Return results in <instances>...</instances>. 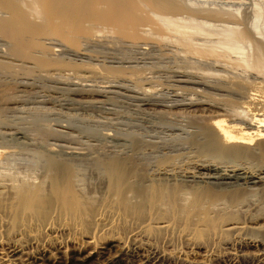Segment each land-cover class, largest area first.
Returning a JSON list of instances; mask_svg holds the SVG:
<instances>
[{"label": "bare ground", "instance_id": "1", "mask_svg": "<svg viewBox=\"0 0 264 264\" xmlns=\"http://www.w3.org/2000/svg\"><path fill=\"white\" fill-rule=\"evenodd\" d=\"M255 10L253 19H250L252 21L246 25L240 18L239 12L223 8L210 9L203 5L188 4L185 0H0V39L5 41L3 49L1 48L0 51V67L5 71L11 70L10 74L14 75L10 81L0 80V84H3L2 87L5 86L4 91L7 85L16 87L18 92L19 89H26L30 86V83L16 77L18 71H24L27 80L30 78L28 76L35 71H37L36 77H40V79L43 76L64 78V70L67 68L77 70L80 67L92 66L86 62L80 64H75L76 62L73 63L72 60V63L66 62L60 54L64 52L79 60H85L88 59L85 53L86 48L96 42L114 45L121 43L125 44V47L139 49L145 47L147 42L161 46L163 44L177 46L185 56L189 57L184 58L178 67L175 65L176 68L170 70L171 76L168 77V82H171V87L173 86L172 92L168 86L169 90L162 85L165 88L163 90L152 88L151 84L157 78L149 76L152 74L149 67H123L122 63L118 62L117 64L120 65L118 67L98 66L105 71L107 76L124 78V80L131 79L132 84L138 90L137 92L124 88L126 84L122 87H111L112 85L109 84V87L100 89L97 85L85 83L89 81V78L82 76L84 78L74 83L75 85L73 84L76 89L72 94L78 92L93 94L94 92L96 97H101L108 93L106 88L119 89L124 93H130L132 95L129 96L130 99L139 103L138 106H153L159 109L152 108L154 112L157 111L156 116H161L162 120L165 114H170L177 109L184 110L185 114L187 112H192L191 115L194 112L195 116L199 114L196 118H200V121L192 124L189 131L187 129L182 132V129L179 128L180 135L178 133L175 136L171 134L174 137L171 136L172 142H175L171 146L173 148L174 144L176 147L178 145L176 142L183 143L187 145L186 147L194 148L201 158L199 163L192 161L194 165L191 163L193 165L191 171L185 169L184 172H180L182 170L180 169L179 172H175L170 170L171 167L166 169L167 165L171 166L169 164L171 159L160 154L163 158L156 161L159 163V168L161 166V171H156L157 173L153 177L150 176V173L148 177H143L145 173L142 168L143 164L136 159L137 157L134 158L135 154L131 155L137 146H141L142 142V138H136L139 136L135 133L136 137L133 138L132 145L130 144L134 150L132 152L130 147L128 151L123 150L120 153L109 152L110 154H108L106 150L109 148L105 151L99 148L102 152H96V154L93 151L95 149L86 153L79 146V150L74 146V148L68 147L67 150L61 151L60 149L58 151L59 146H56L59 148L55 150L52 146L50 147L53 143H48L56 132L46 133L36 128L32 135L24 129L18 128L17 125L9 124L5 111L13 113L18 110L20 100L17 99V102L11 97L12 101L5 103L4 107L0 106V264H17L18 262L59 264L48 254L49 251L45 252L46 248H44V252L28 254L24 251L25 244H20L18 240H15V243L10 242L7 236L12 230L17 229V232H14L18 238H21L25 233L24 228L31 221L49 222L52 219L53 210L59 206L62 209L81 208L80 192L74 185V181L78 177L74 171V164L79 161L90 160L91 162H88L101 170L100 179L103 176L101 181L105 184V189L112 196L113 201L122 207L137 224L138 221L140 223H148V221L156 223V216L165 214V212L177 219L198 215L211 216L209 218L213 222L232 215L231 212L242 215L244 212L242 209L246 208L247 211L251 207L253 208L252 198L256 196L257 192L264 194V9L257 8ZM53 40L59 42L56 46L54 45L58 48L56 50L49 48L51 44L46 43ZM96 67L93 68L96 69ZM72 73L78 75V73ZM67 77L70 76H65V80ZM159 82L157 81V83ZM149 83L151 88H146L145 86H148ZM153 84L155 85V83ZM69 91L71 92V90ZM187 92L191 94L189 95ZM113 93L118 94V92ZM120 94L118 96H121ZM123 97H126V94ZM163 97L169 98L168 101L162 102L160 98ZM99 103L103 104V102ZM171 115L173 114L171 113ZM35 116L38 121L45 117L42 110L41 113L36 111ZM165 122L163 126L166 124ZM128 125L127 127H129ZM167 125L169 127L167 130L178 132L176 126H172L170 121ZM176 125L178 126V124ZM109 126L111 125L109 124ZM183 126L180 124L181 128ZM113 127L115 126L113 125ZM119 131L121 133V129ZM60 135L62 136V134ZM124 135L122 136L126 140L128 137ZM132 135L133 133L129 137L130 139L135 136ZM67 136L69 137V135ZM117 136L119 137L118 133ZM123 137L121 138L123 139ZM130 139L128 140L130 141ZM160 140L163 143V139ZM165 140L169 144V139ZM67 141L71 143V140ZM73 141L77 142L78 140ZM79 141L77 144L81 142ZM89 141L92 142V145L93 141L96 142L95 140ZM144 141L145 139L142 143ZM147 141L152 142V146H155L154 141H149V139ZM54 144L56 143L54 142ZM77 144L75 143V145ZM161 144L159 145L161 146ZM122 145L117 146L121 149ZM172 150L176 157V152L174 149ZM169 153L167 152V154ZM21 155L34 157L35 164H27L22 169L17 167L18 165L15 163L17 157ZM174 160L177 163L176 159ZM36 162L42 163L43 171L39 170L41 175H35L36 173L30 171L36 168ZM154 169H158V167L155 166ZM164 207H167L165 211ZM162 219L160 218V220ZM149 225H144L147 228L140 230L142 231L141 238L163 233L165 230L168 231L171 226L169 222H166V218L152 227ZM215 227L207 226L206 228L214 229ZM252 228L248 227L246 222L228 223L222 227L224 231H231L232 234L244 232L247 229L252 230ZM256 228L261 229L264 235V226ZM134 238L136 237L134 236ZM131 242H133L131 249L129 245L126 251L123 250L116 255L110 254V249L117 244H111L110 247L102 249V251L93 248L88 251L78 250L71 256L69 264H93L98 263L100 259H102L101 262L106 260L107 262H103L106 264H121L122 258L128 255L131 258L139 257L142 262L140 264H173L171 256L161 253L158 249H154L155 247L152 248L151 246L154 245L150 246L149 242L146 244V242L142 243L135 239ZM263 242L257 239H243L237 243V253L230 254L229 252L228 255L237 260L238 258L243 260L250 258L254 264H261L264 258ZM246 247L258 250L256 255H246L243 250ZM147 249H150L151 255L144 253Z\"/></svg>", "mask_w": 264, "mask_h": 264}, {"label": "rangeland", "instance_id": "2", "mask_svg": "<svg viewBox=\"0 0 264 264\" xmlns=\"http://www.w3.org/2000/svg\"><path fill=\"white\" fill-rule=\"evenodd\" d=\"M185 1H187L188 4L193 3V4H196L199 6L203 5V7H208L210 9L211 8L212 9H217V8L222 9L223 8L225 10H229V11H233V12H239L241 15V16L240 15L239 16L244 21L243 22L244 24H246V23L248 24L252 21V20L250 21V19H253L252 16H253V12L256 11L255 9H257V8H263L264 9V0H185ZM217 23H219V22H217ZM217 25H219V24H217ZM46 43L51 44L49 46V48H53V50L58 49L57 47H54V45L56 46L59 42L53 40L51 42L48 41ZM4 44H5V41L0 39V51L3 49ZM115 45L114 44H107V43L106 44L105 43L100 44L97 42L94 44H91L86 48L87 51L85 53L88 56V59H85V60H79L78 58H75L74 56H72L70 54L66 55V53H64V52H62L60 54V56L62 57V59L64 58V60L66 62L72 63L71 60L73 61V63L76 62L75 64H77V63L80 64L81 62L82 63L86 62L87 64L89 63L93 67H96L98 65L99 66L105 65V66L118 67V66H120L117 64L118 62L122 63L121 66H123V67H130V66H131V68L136 67V66H137L136 68H147V67H149L150 71L152 72V74L149 76H152V77L155 76L157 78V80H155L156 82L155 81L153 82V83H155V85L153 83L151 84L152 88L153 89L155 88L156 90H163L168 86L169 88H171L170 89L171 92L173 91L172 90L173 86L171 87V82H168V77L171 76V74H170L171 68L175 69L176 68L175 65H177V67H178L179 66L178 64L184 58L189 57V56H185L184 53H182L177 46H175V45L173 46V44H172V46H171V44L170 45L163 44L161 46V45H157L154 43L149 44L147 42L146 46L145 47L143 46L142 49L130 48L129 46L125 47L126 45L121 44V43L120 44L117 43V45L116 46ZM144 48H146L147 50L146 49L144 50ZM131 49H132V51H131ZM9 61L10 60H8L7 62H9ZM180 64H182V63H180ZM159 65L161 68L159 67ZM171 65H172V67H169ZM92 66L80 67L77 70L67 68L68 70L67 69L64 70V72H65L64 76H63L64 78H59L57 76H53V77L43 76V78L41 77V79H40V77H36L37 71H35L32 75L30 74V76H28L30 78L27 80V77L25 76L24 71H20V72L18 71V73L16 74V77L22 81H26V82L30 83L29 87H31V88L27 87L26 89H21V90H23L22 92H20L21 90L19 89V92H18L16 87L11 86V85H7L6 90L4 91L3 89H5V86L2 87L3 84H0V91H1L0 92V106L1 107H4L5 103L12 101L11 97L13 98V100H15V99L21 100V101L19 100L18 110L14 111L13 113L12 112L10 113L9 111H5V116L7 115L6 116L7 119L6 118L5 119L9 122L10 125L11 124H13L14 126L17 125L18 128L20 127V129H22V130L24 129V131L29 132L32 135H33V131H35L36 128H38L40 131H43L46 133H49V132H51V133L56 132L57 133L58 132L59 134L55 133L57 136L54 134L55 138L51 137L48 141V143H50V142L53 143V144H51V145L49 144V145H50V147L52 146V148H54L55 150H57L60 147L58 151H60V149H61V151H64V150H67L68 147L74 148V146H75V148H77L78 150L81 147L83 152H86V153H87V151H91V150L95 149V150H93V151H95L94 152L95 154H96V152H99V153L102 152L101 150L105 151V149H107V148H109L106 150L108 152V154L117 153V152L120 153L123 150L128 151V149L130 147H131L130 149L132 152L134 150H132L133 148L131 146L132 145L131 143H132L133 138L136 137V135L139 136L136 138H139V139L142 138L141 139L142 142H143V139H145V141H147L148 139H149V141H154L153 144L155 146H152V144H151L152 142L147 141L148 142V144H147V142L145 143V141H144V143H142V142L140 143L142 147L141 146L136 147V149H135L136 153H135V151L132 154L130 153L132 156L135 154L134 158L137 157L136 159L139 162H141V164H143L142 168L144 169V172H145L143 177H148L149 173H150V176L153 177L157 173L156 171H158V172L161 171L160 170L161 166L159 168V165H158L159 163L157 161L158 160L160 161V159L163 158L162 156L170 158L171 162L174 159H176L177 163L174 160L173 163H171V162L169 163V164H171V166H169V165L166 166V167H168L166 169H170V167H171L170 170H173L175 172H179L178 170H180V169H182V170H180V172L181 171L184 172L185 169L187 171L188 170L191 171L194 163H199L201 161V158L195 152L194 148L186 147L187 145H184L183 143H179V142L178 143L176 142V144H178L176 147L173 144V146L176 149L174 147L172 148V146H171L172 143H175V142H172V139L174 138L172 135L175 136V135H177L176 133H178V135H180L181 134L180 129H182L181 130L182 132L187 131V129L189 131L190 126L192 127V124L197 123L198 120L200 121V118L199 119L196 118V116L199 114L195 113V114H197L195 116L194 112H193V115H194L193 116V115H191L192 112L191 113L187 112L185 114L184 110L177 109V110H174L171 112L173 115H171V113L165 114L163 117V120H162V119H160L161 116H159V115H157L159 117L156 116L157 111L154 112V110L152 108H154L156 110H159V109H157L153 106H149V107L138 106L139 103L130 99L129 96H132L130 93H126V92L124 93L123 90L121 91L119 89H117L118 90L117 91L116 89L113 90V89L106 88L108 93L105 95H102L101 97H96L97 95L94 92H93V94L95 96L93 94H90L89 92H82L84 95L81 94V92H78L76 94H72L74 89H76V87L74 86L75 85L74 83L79 82V80L84 78V77L89 78V81L85 82V83L92 84L95 86L97 85V87H100V89L103 87H106V86L109 87L110 85H112L111 87H116V86L122 87L124 84H126L127 86L125 85L124 88L126 87V88H128V90H130V91L132 90V92L138 91L134 87V85L132 84L131 79H127V80L125 79L124 80V78H113V77L107 76L105 74V71L101 68L102 66L101 67L98 66V67H96V69L93 68ZM144 66H146V67H144ZM156 68H157V70H156ZM71 71L78 73V75H75ZM10 73H12L11 70L5 71L3 68L0 67V80L1 81L12 80L14 78V75L10 74ZM66 74L70 77H67L68 79L66 78V80H65V76H67ZM166 74H167V76H165ZM168 74H170V75H168ZM82 76H84V77H82ZM78 77H80V78H78ZM158 77H159V79H158ZM165 77H167V78H165ZM162 78L163 79L165 78V79L163 80ZM129 80L131 83L129 82ZM157 81L158 82L160 81V82L157 83ZM166 81L168 82V84ZM91 82H93V83H91ZM156 83H157V85H156ZM164 83L167 85H165ZM70 84L72 87L70 86ZM149 85H150V83L148 84V86L146 85L145 87L151 88V87H149ZM153 85H154V87H153ZM161 85L164 86L165 88L162 87ZM159 86L161 89L159 88ZM168 87H167V89L169 90ZM129 88H131V89H129ZM68 90H71V92L70 91L68 92ZM109 92H112V93L118 92V94L116 95V93L112 94ZM121 92H122V94H120ZM187 93L189 95L191 94L189 92H187ZM1 94H2V96H1ZM119 94L121 96H118ZM125 94H126V97H123V95L125 96ZM127 95H128V99H127ZM167 99H169V98H165V97L160 98V100H162V102H167L168 101ZM18 100H17V102H18ZM90 102H92V103H90ZM99 102H101V103L103 102V104H100ZM32 103H33V105H32ZM37 103H39V104L37 105ZM80 104H81V106H80ZM140 105H142V104H140ZM35 108H37V109H35ZM150 109H152V110H150ZM41 110H42L43 115L45 116L43 119H40L42 122L40 120L38 121V119L36 118L37 116H35L36 111L41 113ZM129 116H130V118H129ZM155 116H156V118H155ZM194 118H196V119H194ZM118 120H120V121H118ZM135 120H136V122L134 123ZM173 120H174V122H173ZM169 121H170V124L172 126H174V125L176 126L175 128L178 129V132H173L172 130H167L169 128V127H167L168 126L167 123H169ZM164 122L166 124L163 126ZM130 123L133 124V125L131 124V127H130ZM102 124L103 125L105 124L106 126L105 125L103 126ZM109 124L111 126H109ZM135 124H136V126H135ZM176 124H178V126ZM180 124L182 126L183 125H185V126H183L181 128ZM113 125L115 127H113ZM127 125L129 127H127ZM62 127H66L67 129L62 128ZM120 129H121V133L119 131ZM127 130H128V132H127ZM133 130L134 131L136 130L137 132L136 131L134 132ZM60 131L63 133H61ZM116 131H117L119 137L117 136ZM125 133L128 137V138H126L127 142H126L125 138L122 136ZM132 133H133V135H135V134L136 135L135 136L132 135L133 137H131V139H130L129 137L131 136ZM60 134H62V136ZM64 134H65L66 138H65ZM66 134L69 135V137L72 139H70ZM155 134H156V136H155ZM159 134L162 136H160ZM126 135H124V136H126ZM140 135H141V137H140ZM167 135H168V137H167ZM58 136H61V137H58ZM120 136L123 137L124 140ZM164 136H165V138H164ZM155 137H156V139H155ZM57 138L58 139L63 138L65 140V142L63 139L58 140ZM67 138H69V139H67ZM118 138H120L123 141L119 140ZM167 138L169 139L168 143L170 144V142H171L170 145L166 143L167 140H165V139H167ZM128 139H130V141ZM160 139H163L162 140L163 143L161 142ZM67 140H71V143H74V144H71L70 141H67ZM73 140H76V141L80 140L81 142L80 141L79 142L81 143L82 146L80 145V143L77 144L78 141L75 142ZM89 140H91V141L95 140L96 141L95 143L93 141L94 146L92 145V142H90ZM97 140L99 141V143ZM114 140H116V141H114ZM156 140L157 141L160 140V141H158L157 145L162 143L161 146H163V147H161L159 145L158 146L159 148H158L156 145V143H157ZM54 142L56 144H54ZM105 142H107V143H105ZM59 143H61V144H59ZM68 143H70V144H68ZM75 143L77 145H75ZM87 143H88V145H87ZM90 143L92 146L90 145ZM127 143H129V144H127ZM64 144H66V145H64ZM105 144L107 145L106 148H105ZM108 144H109V146H108ZM111 144H113L112 145L113 148H112ZM122 144H124L125 146L123 147ZM145 144H147V145H145ZM163 144L166 146H164ZM181 144H183V145H181ZM83 145H85V146H83ZM117 145L119 147H120V145H122L123 148L121 147V149H120ZM127 145H129V146H127ZM56 146H59V147H56ZM78 146H79V148H78ZM89 146H90V148H88ZM114 146H115V149H114ZM169 146H170V148H168ZM65 147H66V149H65ZM151 147H153V148H151ZM177 147L178 148L180 147L179 148L180 150ZM181 147H184V148L181 149ZM185 147H186V149H185ZM86 148H87V150H86ZM126 148H127V150H126ZM169 149H171V150H169ZM172 149H174V152H176V150L178 149V151H177L178 153L176 152V157L174 156L175 153H172L173 152ZM112 150H113V152H111ZM115 150H116V152H115ZM158 150L160 151V153ZM167 152L168 153L170 152V153L167 154ZM171 154H173V155H171ZM145 155H147V156H145ZM166 155H168V156H166ZM156 156H157V158H156ZM16 161L18 162V163L17 162L15 163L16 165H18L17 167H20L22 169L27 164L28 165H30L32 163L35 164L36 160H34V157H31L30 155H21V156L17 157ZM86 161L87 162H85V161L80 162L79 161V162H75V164H74V171L78 174L77 179H75V181H74V185L80 192L81 208L62 209L61 206H59V208L53 210L52 219L49 222H45V221L44 222H36V221L29 222L28 226L26 228H24L25 233L23 236H25V237L21 236V238L20 237L18 238V236L14 232V231L17 232V229L12 230L13 232L11 231L12 233L10 232V234L7 236V239L10 242L15 243L14 241L18 240L20 244H22V243H23V245L25 244V247L23 246L25 248L24 251L27 252L28 254H34V253L36 254L39 252H44L45 251L44 248H46L47 251H45V252L48 253V251H49L48 254H50L52 256V259L54 258V260H56L59 264H69L71 256H73L75 254V252L78 250L88 251V250H91L93 248L95 250L102 251V249L110 247L111 244H114V245L117 244L114 248L110 249V254L113 253L114 255H116V254L121 253L123 250L126 251L128 249L129 245H130L129 248L131 249L132 248L131 246H133V244H132L133 242H131V241H134V239L138 240L142 243L146 242V244L149 242L150 246L154 245L151 247L152 248L155 247L154 249H158L161 253L167 254L169 257L171 256L170 258L173 259V264L174 263L175 264H183V263H186V264H213V263L214 264H219V263L220 264H254V262L252 260H250V258L249 259L245 258L244 260L242 258H240V259L238 258V260H239L238 261L237 259L230 257L228 254H229V252H230V254H232V253L234 254V252L237 253V250H238L237 249V243L239 241L241 242V240L243 241V239L244 240L245 239H257L260 241H264L263 231L261 229L256 228V227L264 226V194L263 193L260 194V192H257L256 196L252 198L253 199L252 201L254 203L255 208L254 207L253 208L251 207V209L247 208V209H249L247 211L245 210L246 208L242 209L245 212L244 213L241 211L244 215L243 214L240 215V213L238 214V213L231 212L232 215L224 217L222 219H219V221H213L212 222L211 218H209L211 216L205 217L203 215H200V216L198 215L195 217L189 216L188 218L183 217V218L177 219V217H171L172 215H170L168 213H167L168 214L167 215L166 212H165V214L164 213L159 214V216L158 215L156 216V220H155L156 223L157 222L159 223V222L165 220V218H166V222H169V224L171 225V226H169L170 229L168 228L169 229L168 231L165 230L163 233L161 232L157 235H155V234L151 235V237H149L150 236L149 235V236H145V237L141 238L142 236L140 237V235H141L142 231H140V230L147 228L145 226H148L149 224H150L149 227H152L156 223L155 222L151 223L150 221H148V223L150 222L148 224L147 222L146 223H140L138 221V224L140 225L139 226L137 224V222L131 216H129L124 211V209L122 207H120L115 201H113L112 196L105 189L106 188L105 184H103V181H101L103 179V176H101L102 179H100L101 170L95 168L90 163L91 162L90 160H86ZM88 161H90V162H88ZM38 163H37V166H35L36 168H33L30 170L31 172L36 173L35 175H41V172L43 171L41 168L42 163H40V164H38ZM175 163H176V165H175ZM191 163H193V165ZM154 164H156V165H154ZM151 165H153V166H151ZM155 166H156V168L158 167V169H154ZM39 170H41V172H39ZM99 171H100V173H99ZM153 173H154V175H152ZM164 208L163 209L165 211L167 207H164ZM164 211H162V212H164ZM234 211H235V209H234ZM160 215H161V217H160ZM163 215H165V216H163ZM166 216H168V217H166ZM159 217L161 219L162 218L163 219L160 220ZM152 221H154V220H152ZM234 222H246L248 227H250V228L253 227V228H252V230L247 229L244 232L235 233V234H232L231 231H229V232L224 231L225 228L222 229V227L225 226L226 224L234 223ZM141 224H143V225H141ZM207 226L208 227L209 226H211V227L216 226V227L214 229H208V228H206ZM54 229H55V231L56 230L57 231L55 232ZM166 232H167V234H166ZM58 233H59V235H58ZM132 233L133 234L137 233V234L133 235ZM138 233H139V235H138ZM134 236L136 238H134ZM153 236H154V238H153ZM145 238H146V240H145ZM22 239H23V241L20 242V240H22ZM26 240H28L29 242ZM24 241L29 243L30 246L27 245V243H25ZM89 241H91V242L89 243ZM125 242H126V244H125ZM30 243H32V244H30ZM62 246H63V248H62ZM117 246H119V247H117ZM196 247H200L202 249H197ZM54 248H55V250H54ZM234 249H236V250H234ZM56 250H58V251H56ZM149 250L150 249L145 250L144 253L146 252L145 253L146 255H148V253H149V255H151ZM243 250H244V253L246 255H252V254L256 255L255 253H257V251H258L254 248H248V247L243 248ZM144 253H143V255H145ZM128 256H124L122 258L123 263L121 262V264H140V263H142L141 260H139L140 259L139 257L138 258H134V257L131 258V256H129V257ZM101 260L102 259H100L98 263L97 262H95V263L96 264H100V263L106 264V262H107L106 260H103L102 262H101ZM174 260H175V262H174ZM104 261H106V262L103 263ZM20 263L24 264V262H18L17 264H20ZM95 263H93V264H95ZM162 264H166V263H162ZM261 264H264V258L262 259Z\"/></svg>", "mask_w": 264, "mask_h": 264}]
</instances>
